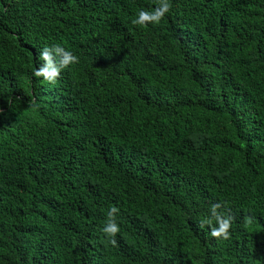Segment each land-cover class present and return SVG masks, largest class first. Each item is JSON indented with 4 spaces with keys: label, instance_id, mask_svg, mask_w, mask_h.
Wrapping results in <instances>:
<instances>
[{
    "label": "trees",
    "instance_id": "trees-1",
    "mask_svg": "<svg viewBox=\"0 0 264 264\" xmlns=\"http://www.w3.org/2000/svg\"><path fill=\"white\" fill-rule=\"evenodd\" d=\"M170 2L0 0V264H264V0Z\"/></svg>",
    "mask_w": 264,
    "mask_h": 264
},
{
    "label": "clouds",
    "instance_id": "clouds-1",
    "mask_svg": "<svg viewBox=\"0 0 264 264\" xmlns=\"http://www.w3.org/2000/svg\"><path fill=\"white\" fill-rule=\"evenodd\" d=\"M172 4L170 0H157V6L152 10L141 9L132 20L133 25L147 27V25H159L166 15L171 11ZM39 60L42 63L37 67L33 76L42 78L49 84H55L60 78L62 70L69 67V65L78 64L79 57L71 51L66 50L59 45H53L51 48L44 47L39 53ZM34 106V105H33ZM222 205L215 203L211 205L210 218L202 220L199 227L204 228L208 226L209 235L216 240H229L230 229L232 226L233 217L230 214H224L219 211ZM119 213V208L113 206L108 211V220L103 228V232L108 237V242L112 246L117 245L115 236L119 233L120 228L116 222V216ZM213 221L215 224H213Z\"/></svg>",
    "mask_w": 264,
    "mask_h": 264
}]
</instances>
